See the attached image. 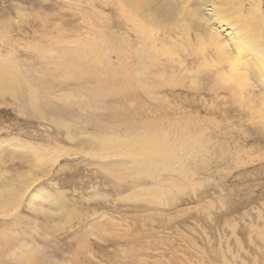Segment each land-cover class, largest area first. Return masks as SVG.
Masks as SVG:
<instances>
[{"label": "rangeland", "instance_id": "obj_1", "mask_svg": "<svg viewBox=\"0 0 264 264\" xmlns=\"http://www.w3.org/2000/svg\"><path fill=\"white\" fill-rule=\"evenodd\" d=\"M128 1L0 0V63L19 80L13 94L0 95V264H264V115L249 118L225 93L220 100L207 91L198 96L192 79H168L164 100L135 99L133 81L124 92L116 50L121 33L135 40L122 9ZM137 1L127 15L137 7L141 16L152 14L158 33L175 31L177 52L190 48V40L197 44L198 28L186 13L171 10V17L158 0ZM242 1L246 23L254 0ZM215 26L227 38L229 31ZM252 26L248 36L264 34L262 23ZM81 42L99 58L108 49L114 67L105 60L90 72V52L81 55L87 60L81 68L61 67L59 50L76 52ZM217 76L202 74L199 84L223 86ZM187 122L205 127V135L220 133L222 144L242 146L221 163L208 148L188 180L160 171L173 181L164 185L163 203L153 206L137 196L139 185L154 190L152 182L101 169L100 142L85 136L126 138L130 131L166 141L172 126L175 140ZM219 125L224 129L215 131ZM207 138L201 137L204 145Z\"/></svg>", "mask_w": 264, "mask_h": 264}, {"label": "bare ground", "instance_id": "obj_2", "mask_svg": "<svg viewBox=\"0 0 264 264\" xmlns=\"http://www.w3.org/2000/svg\"><path fill=\"white\" fill-rule=\"evenodd\" d=\"M170 1L158 0L155 5L167 11V16L172 17L171 10L180 11L181 15L182 13H186L192 20V24L198 28L196 35L197 40L193 38L194 41H197V44L193 45L189 38L191 47L189 46L190 48L184 49V51L182 50L184 52L182 56V51L177 52L175 49L176 46H178L177 42L173 41L174 39L171 38L173 34L175 36V31L171 32L169 35H167V33H158L153 27L155 21L151 16L152 14L146 16L144 13L141 16L137 7L134 12L135 16L133 14L127 15L126 7H130L131 5L133 7L137 5L140 6L141 1L131 0L127 3L122 2V9H124V15H126V21H129L131 24H127L128 31L135 34V40L133 39V42V40L130 39L129 32H126V35L121 33L122 46L116 50L117 59L119 61L118 67H120V79L125 87H123V89H125L124 92L127 90V85L131 84L130 82L133 81L137 89L136 91L138 92L135 99L164 100V95L162 96L161 93L168 79L170 81L173 77H177V79L182 80V82L192 79L194 84L190 85V87L194 89L192 91L197 92L196 94L198 96H202V94L207 91L212 94L216 100H220L221 93H225L228 94L229 98L234 100L236 104H239L238 108L240 111L249 118H251V115H255L258 118L261 117L262 114L264 115V113H262L264 112V34H259L258 36L251 34L248 36V29L253 27V23H262L260 28H264V11H262L260 6L261 0H254V3L250 5L248 11L249 17L246 23L241 20L244 16L242 13H245L242 0L236 1L238 2L237 9L234 6V4L236 5L235 0H198L199 4L193 8L187 6L189 0H173L174 3L172 0ZM233 1L235 3H233ZM195 2L197 1L195 0ZM230 5L235 8L226 9L227 6ZM145 6L147 8L149 4ZM141 7H143V5ZM141 9L142 8H140V10ZM183 10L186 12H183ZM240 20L245 23V27L243 25L241 26ZM215 25H220V28H222V26L225 27V32L229 31L227 38L221 34ZM184 29L188 31L189 28L184 26L180 30L185 33ZM252 37L255 39L254 41H250ZM169 38L171 39L169 40ZM81 43H83V48L79 49V46L73 48L76 52L70 51L65 47L59 50L60 53L63 54L59 57L61 67L64 68V64H69L73 68H81L87 61L82 59V57L84 58L85 54L88 56L89 52L90 56L93 55L90 58L91 65L88 68V70H92L90 72L96 71V68H98L97 66L99 64L103 66L106 64V61L110 62L109 64L112 65V68L114 67V62L112 61L108 49L105 50L103 58L102 56L99 58L95 49H93L90 44H87V42H85V44L84 42ZM168 43L171 44V48ZM184 47L186 46L184 45ZM81 55L83 56L81 57ZM210 62L211 65L214 63V66L212 65V67L215 68L213 69L214 72L212 68L211 70H206L204 68V66L207 67ZM205 73H207L208 78H214V76L218 74L222 81L226 83L220 87L215 86L206 88L204 85L199 84V82H201L200 76ZM11 74L9 68L0 63V95L6 92L13 94V88L19 80ZM1 77L5 79H1ZM176 86H178V84ZM6 89L7 91H5ZM17 96L19 97L20 93H17ZM33 107H35V105H33ZM227 110L229 111L230 109ZM38 111L41 112L40 109ZM45 112L41 116H45ZM227 121L231 123L229 120ZM62 123L65 124V127L69 128L70 125L66 124L65 121ZM62 123L61 125H63ZM171 127L170 130L168 129L169 132L166 135V141L159 140L158 134L152 136L145 133L134 135L130 131V133L127 132L126 138L120 135L98 137L88 133H86L85 136L100 142L101 149L103 150L100 156L105 159V162L99 164L101 169L106 170V172L119 179L122 178L121 180L142 177L152 182L154 190L143 188L141 187L142 185H139V187H137L139 191L137 192L142 193V195L138 194L137 196L146 199V201L153 206L163 203V199H165L164 195L167 192L164 185L168 181L170 183L173 181V178L169 176L170 174L161 175L159 174L160 171L166 170L169 171V173L178 172L182 177L188 180L187 178L194 177L196 174V171H192L191 165L197 162L201 163L204 160V152H209L210 150L208 148H212L215 159L219 160L218 162L221 163L223 160L228 159L233 147L234 149H238L242 146V144L234 140V146L232 147V142H225L227 141L226 139L223 140V144L224 142L227 143V148L224 149L225 147H223L221 143L220 133H216L215 138H213L214 134H210V136L207 134V136L205 135V127L200 130L196 125L193 126V124L191 125L189 122L186 123L184 128H180V135L178 136L180 139L176 137L178 143H175L176 139L172 140L171 137V130H173V127ZM221 127V125L216 126L215 131L219 132L221 129H224ZM196 133L198 135L200 134V137ZM224 133L226 135V132ZM201 137L204 139L208 137L206 140L208 145L202 143ZM230 139L233 140L234 138L230 137ZM178 144L182 145L180 152L177 150L179 148ZM217 149H220V152H217ZM199 159H201V161ZM176 165H178V167H175ZM176 181L173 183H180L179 180V182ZM132 184L134 186V183Z\"/></svg>", "mask_w": 264, "mask_h": 264}]
</instances>
